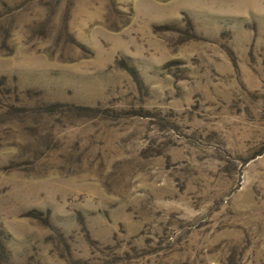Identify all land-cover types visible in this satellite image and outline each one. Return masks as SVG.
I'll return each mask as SVG.
<instances>
[{
  "label": "rangeland",
  "instance_id": "374dc122",
  "mask_svg": "<svg viewBox=\"0 0 264 264\" xmlns=\"http://www.w3.org/2000/svg\"><path fill=\"white\" fill-rule=\"evenodd\" d=\"M0 264H264V0H0Z\"/></svg>",
  "mask_w": 264,
  "mask_h": 264
}]
</instances>
